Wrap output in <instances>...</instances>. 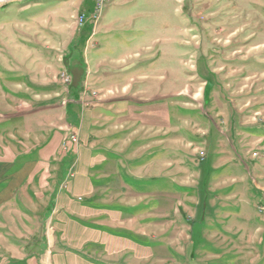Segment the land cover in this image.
Listing matches in <instances>:
<instances>
[{
	"label": "rangeland",
	"instance_id": "374dc122",
	"mask_svg": "<svg viewBox=\"0 0 264 264\" xmlns=\"http://www.w3.org/2000/svg\"><path fill=\"white\" fill-rule=\"evenodd\" d=\"M95 1L0 0V255L264 264V0Z\"/></svg>",
	"mask_w": 264,
	"mask_h": 264
},
{
	"label": "crops",
	"instance_id": "0c3cea01",
	"mask_svg": "<svg viewBox=\"0 0 264 264\" xmlns=\"http://www.w3.org/2000/svg\"><path fill=\"white\" fill-rule=\"evenodd\" d=\"M17 168L18 167H14L13 164L9 166H0V184L2 185V189L0 191V207H9V206L18 205V203H20L19 201L20 199L18 198V195L21 189V185L30 178L31 174H35L34 172L31 173V170L27 166L22 165L20 168L18 169ZM35 194L36 193H33V196ZM30 195H32V193H29V196ZM29 198L31 199V196ZM223 198L224 199L234 198V193L224 194ZM26 200L28 201V199ZM51 200L54 201V198H52ZM63 200H64L63 201L64 205H67V206L72 205L71 201H70V204H68L69 200L67 198H63ZM44 204L47 205L46 202H44ZM72 208L75 212V216H77L78 219L87 218L90 220V218H93V217L97 218L100 213L98 211H95L92 207L91 208L82 207L79 210H76L74 209V205H72ZM47 213L48 211L44 212L43 219H45V217L49 215V213L48 214ZM53 214L54 213L52 212L49 218L52 217ZM76 219L72 226H75L78 229L77 225L75 224L76 221L78 220ZM99 220H96V222L90 220V222L92 223L93 227L96 226V228L102 229L103 226L99 225L100 224L98 222ZM24 222L22 221V223H20V226L22 228L18 229V227L16 226L17 229L12 230L13 235H11L10 232L6 233L7 234L6 238L8 239V240L6 239L7 247L6 249H4L3 254L0 255L1 257L0 264H26L28 262L30 264H35V263L36 264H50V262L54 259V255H52L53 253H51V250L49 251L44 250V252H46L45 258L43 261H39V256H36V254H39L38 252H30L29 250L26 249L28 247V244H25V241L23 239L24 235L27 233L24 229V227H26V224ZM91 228H90L91 230L90 232L93 233L92 232L93 228L92 229ZM49 236H50V233H49ZM49 254L52 255L51 258ZM52 264H54V262Z\"/></svg>",
	"mask_w": 264,
	"mask_h": 264
},
{
	"label": "built area",
	"instance_id": "2783aa9c",
	"mask_svg": "<svg viewBox=\"0 0 264 264\" xmlns=\"http://www.w3.org/2000/svg\"><path fill=\"white\" fill-rule=\"evenodd\" d=\"M110 0H96V4H95V9L94 12L92 13L91 16V20L94 21V23L97 25L98 22L101 20L102 14H103V10L104 7L109 3ZM88 22V17L87 15H81L80 16V26L85 25ZM96 34V30H94V35ZM73 142H76V138L72 137L71 139ZM74 175L73 174H69L68 179L72 178ZM65 187L68 186V180H66V183L64 185Z\"/></svg>",
	"mask_w": 264,
	"mask_h": 264
}]
</instances>
